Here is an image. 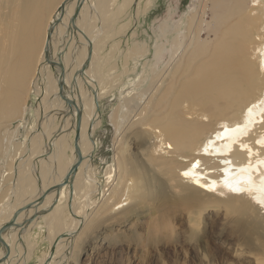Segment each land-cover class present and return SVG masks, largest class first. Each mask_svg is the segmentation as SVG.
<instances>
[{
  "label": "bare ground",
  "instance_id": "obj_1",
  "mask_svg": "<svg viewBox=\"0 0 264 264\" xmlns=\"http://www.w3.org/2000/svg\"><path fill=\"white\" fill-rule=\"evenodd\" d=\"M57 1L0 0V117L8 120L18 113L22 117L27 95L33 92L40 98L36 109L38 129L27 137L26 155L16 156L14 166L9 162L10 170L13 166L9 174L13 186L1 193L4 197L15 189L8 202L2 200L0 204V226L11 220L17 209L23 208L12 220L16 225L3 234L9 253L0 264H17L22 256L20 264L26 263L34 247L33 242L27 241L31 233L27 236L26 233L38 219L45 220L49 214L54 220L50 225L47 218V232L53 231L50 243L55 244L44 264H61L67 250L66 241L75 225L80 227L88 215L92 217L93 212L87 213V209L99 188L102 199L95 209L99 211V218L106 214L114 219L117 214H125L137 208L142 197L148 204H154L159 215L172 218L179 210L176 203L184 204L181 210H184L188 230L170 228L166 240L173 246L162 250L167 259L165 264H178L175 258L182 251H189L183 264L196 261L212 264L216 253L208 251V239L204 238L207 229L202 220L208 206H223L226 213H247L254 225L264 231V0H200L192 27L182 35L186 37L183 43L178 37L168 38L173 27L169 29L166 24L161 27L162 40L158 39L155 48L159 66L151 68L155 71L152 77L157 78V86L151 83L152 87L134 94L125 93L117 106L118 109L125 107L110 115L115 126L114 156L113 164L105 170L103 186L98 184L90 155L93 148L90 137L102 124L95 99L111 94L119 84L118 89L123 94L124 82L119 79L111 84L101 76L102 72L95 67V49L98 40L109 31L108 18L125 10L128 0L121 1L111 12L112 4H108V0H82L73 23L71 17L80 0L67 2L61 14L58 7L64 0L52 6ZM208 1L211 2L210 24L205 29L202 24ZM58 17L61 20L54 24L51 37L65 30L66 40L62 49L59 44L51 47L57 56L53 53L55 56L51 58L49 51V59L57 64L50 68L45 61L47 30ZM74 22L76 31L73 30V37L69 39ZM178 28L174 26L173 30ZM200 28L204 30L201 39ZM142 53L144 51L139 52ZM131 55V52L124 54L123 70L116 76L127 74ZM167 80H172L171 88L167 85L158 96ZM143 81L141 74L128 83L135 87ZM77 83L79 89H76ZM173 88L175 92L171 91ZM53 102L58 103L56 110ZM158 103L167 111L160 117L158 114L163 108ZM49 109L53 111L51 114ZM77 115L80 116L77 143L80 161L70 180L57 189L55 186L78 159L71 146ZM58 117H61L60 125L54 121ZM127 121L131 125L148 122L143 132L151 135L152 143L144 159L127 151V141L123 142L125 130L121 131L122 122ZM68 148L73 151V161L63 165ZM39 154L44 156L39 158ZM159 175L172 188L176 206H171L168 200L171 193L164 196L165 183ZM52 193L54 197L50 199ZM77 194L81 196L78 203ZM78 208L84 217L74 219L67 237L61 213L69 210L76 216ZM33 216L38 219L33 220ZM234 220L238 226H243L242 222ZM228 223L222 225L223 230H229L237 240L242 238L248 247L252 245L249 235L232 222ZM259 248L256 245L257 251ZM0 251L1 258L5 247H0ZM253 259L257 264H264L257 254Z\"/></svg>",
  "mask_w": 264,
  "mask_h": 264
},
{
  "label": "rangeland",
  "instance_id": "obj_2",
  "mask_svg": "<svg viewBox=\"0 0 264 264\" xmlns=\"http://www.w3.org/2000/svg\"><path fill=\"white\" fill-rule=\"evenodd\" d=\"M59 1L54 2V4L52 3V6L56 7ZM108 1V4H112L109 7L111 12V10L115 9L123 0ZM199 1L200 0H128L127 4L129 6L125 8V10L118 14L115 13L114 15L116 16L113 15L111 18H108L110 21L108 26L109 33L107 32L98 40L97 48L95 49L97 54V57L95 58V67L97 66L98 70L102 72L101 76L108 79L111 84H116L119 79H122L124 86L121 90L123 94L120 93V89H118L120 88L119 84L118 87H114L111 94L108 93L106 96L97 100L99 119L102 124L94 130L90 137V141L93 145L90 155L93 160L92 164L96 171L98 184H100L99 186L104 185V173L107 166L113 164L112 157L114 156L115 126L111 121L110 115H112L115 110L121 111L125 107L124 106L122 109H118L117 107L120 97L125 93L129 92L130 94H134L135 92L148 88L149 86H157V78L153 80L152 77V73H155V71L151 68L155 66L156 69H158L159 66L158 56L155 57V48L156 45H158V39L162 40L160 37V29L164 24H166L169 29L178 26L179 28L177 30H173L172 28V32H170L168 38L172 40L173 38L178 37L181 43L185 42L186 37L185 35H182L184 33L187 34L192 27L195 21L193 16L196 13V7ZM210 8L211 2L208 1L206 3V14L203 16L204 24H202V27L205 29L208 28L210 24ZM173 11H176V13ZM107 14H109V12ZM52 19L53 18H51V20ZM97 22L98 21L96 20V23ZM190 22L191 24L187 28V25ZM75 26L76 22H74V27H72V25L70 26L69 39L73 37L72 35L74 34V31H76ZM259 26H262V24ZM46 28L47 26L44 29V35L46 33ZM166 29L167 28H165V30ZM203 31L202 28L198 30V32H200V39L201 37L203 38ZM193 32L194 29L190 31V35H192ZM62 33L57 36H52L47 43L46 50L49 48L48 53L50 51L49 55L51 58L56 55L55 50L52 52V46L55 48V45L58 46L59 44V48H63L61 45H63V41L66 40V31L64 30ZM205 36L206 34L204 37ZM61 49H58V51ZM138 51H144V53L141 55ZM126 52H131L132 54L128 60L129 70L124 76H116V74L123 70L124 54ZM49 67L51 68L52 66ZM141 74L144 77L142 83L135 87H133L132 83H128ZM151 83L153 84L151 85ZM171 84L172 80L165 81L160 88L158 96L164 92L167 85H169L170 89ZM76 89H79L78 83L76 84ZM57 90L54 92L55 94L57 93ZM171 91L175 92L174 88ZM38 97L39 96L33 92L27 95L23 102L25 111H23L24 114L22 117L20 113L8 120L0 117V204L3 201L8 202L10 193L12 196L15 194V189L12 187L13 189L11 191L9 190L4 197H1L2 190L5 191L6 187L9 188L12 185L13 181L10 179L9 174L12 173L16 156L26 155L27 137L30 132L32 133L38 129V125H36V109L40 99H38ZM57 102H55V104L53 102V109L55 110L59 107ZM158 105L160 108H163V104L158 103ZM52 112V109H49V114ZM166 112L167 111L163 108V110L159 112L160 114H158V117L164 115ZM133 115L132 118L135 119L136 116L135 114ZM61 117L54 120L56 124L60 125L58 121ZM128 121H130V119ZM128 121L122 122L121 124V131L125 130L123 142L127 141V151L137 154V158L140 160L141 158L144 159V154L146 151H149L152 143L151 135L143 132V127H145L148 122L145 121L143 124L131 125ZM70 141L72 143V139H70ZM36 144L37 142H35V145ZM71 146H74V140ZM65 154L66 157L64 156L63 158V165H69L70 162L73 161V151L68 148ZM43 156L44 155L42 154L39 158ZM9 162L13 163L12 170H10ZM159 177L165 183L164 196L166 193H171L172 188L169 187V183L165 181L161 175H159ZM101 192L102 190L99 188L94 193L89 207L90 209H87V213L88 211L93 212L92 217L88 215L80 227L75 225V229L72 232L69 231L71 232V237L66 241L67 250H65L64 255L62 256L61 264H165L167 259L163 257L164 254L162 253V250L172 248L173 246L170 241L166 240L167 235L170 233V228L178 231L181 229L188 230L184 210H181L184 204L182 202L176 203L179 210L175 211L176 216L172 218L165 215H159L158 212L155 211L156 208L154 204H148V201L142 197L140 200L141 203L137 205V208H132L125 214H117L114 219L112 216L106 217V214H104V218H99V211H95V209L102 199ZM50 196V199L54 197V193ZM175 197L176 196L171 193V196L168 199L171 202V206H176L175 202L177 201V198ZM75 201L76 203L81 201L80 194H77ZM139 205L140 207H138ZM222 207L223 206L217 205L208 206L204 212V216H202V220L205 222L207 229V234L204 238L208 239V251L209 253L217 254L213 257L214 260L212 261V264H257L255 262L256 260L253 259L255 254L261 256V261H263V229L259 225H254V221L249 219L247 213L233 211L226 213L225 208ZM81 212V208H78V213L75 216L74 214L71 215L69 210L62 211L60 218L62 225L67 232L64 231L65 235L67 234V237L69 233L67 230L72 227L74 219L84 217ZM34 217L35 216H33V218ZM47 218H49L51 225V222L54 220L52 214H49L46 217V221L35 217L33 220L36 221L38 219V223H35V226L26 233V236L31 233L27 241L33 242L34 247L32 248L30 258L26 259L25 264H44L48 262L49 255L54 251L55 243H53V245L50 243V236L53 231L49 229V232H47ZM234 218L237 219V221L242 222L243 226H238ZM227 221L232 222L233 225L238 226L245 234L249 235L252 238V245L248 247L242 242V238L239 237V240H237L230 234L229 230H223L224 228L222 225L224 223L229 224ZM22 237L25 238V235ZM256 245H259L260 247L258 251L255 249ZM20 248H23V246L20 245ZM1 252L2 251H0V255ZM188 257L189 251H182L175 259L178 264H183ZM19 258L21 259H19L17 264H20L23 260V256ZM194 264H198V262L196 261Z\"/></svg>",
  "mask_w": 264,
  "mask_h": 264
},
{
  "label": "water",
  "instance_id": "obj_3",
  "mask_svg": "<svg viewBox=\"0 0 264 264\" xmlns=\"http://www.w3.org/2000/svg\"><path fill=\"white\" fill-rule=\"evenodd\" d=\"M70 0H64L62 1V3L60 4V6L58 7L59 11H60V14L64 11V8H65V5L67 4V2H69ZM81 1L78 2V5L73 13V16L71 17V22L73 23L74 19L76 18V16L78 15L79 13V10H80V5H81ZM61 19L58 17L57 19H54V21L52 23H50L49 25V28L47 30V38H46V45L48 43V41H50L51 39V34H52V31H53V27H54V24H57ZM49 50V48H48ZM48 50L45 51V61L47 63H49L51 66H53L56 62L49 59V55H48ZM87 58H88V55H87ZM57 64V63H56ZM97 100L95 99V103L97 104L96 102ZM97 106V105H96ZM79 125H80V116L77 115V120H76V128H75V134H74V148H75V151L77 153V161H75V163L71 166L70 168V172L62 179V181L60 183H58L55 187L58 189L60 187L61 184L65 183V182H68L71 177V174L75 172L76 170V167L78 165V162L80 161V155H79V151H78V147H77V143H78V139H79ZM53 187H49V189L51 190ZM34 204V203H33ZM31 204L29 203L28 206H30ZM23 207L17 209L13 215V218L11 220H9L8 222L6 223H3L1 226H0V247H5L6 251H5V254L3 255V257L0 258V263L2 261H5L7 256H8V253H9V248L7 247V244L6 242L2 239L3 238V234H5L7 232V230L12 227L13 225L15 226L16 223H14L15 221H12L15 217H17L18 215V212L22 209Z\"/></svg>",
  "mask_w": 264,
  "mask_h": 264
}]
</instances>
